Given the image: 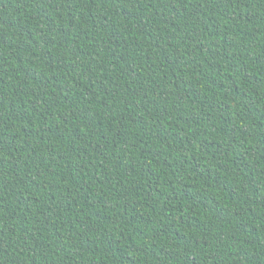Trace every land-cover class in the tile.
<instances>
[{
  "label": "trees",
  "instance_id": "obj_1",
  "mask_svg": "<svg viewBox=\"0 0 264 264\" xmlns=\"http://www.w3.org/2000/svg\"><path fill=\"white\" fill-rule=\"evenodd\" d=\"M0 264H264V0H0Z\"/></svg>",
  "mask_w": 264,
  "mask_h": 264
}]
</instances>
